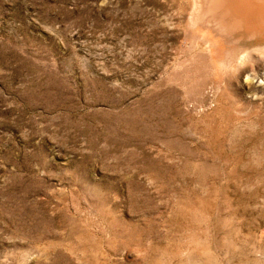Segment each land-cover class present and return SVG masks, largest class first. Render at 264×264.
<instances>
[{
  "label": "rangeland",
  "instance_id": "1",
  "mask_svg": "<svg viewBox=\"0 0 264 264\" xmlns=\"http://www.w3.org/2000/svg\"><path fill=\"white\" fill-rule=\"evenodd\" d=\"M215 2L0 0V264H264V0Z\"/></svg>",
  "mask_w": 264,
  "mask_h": 264
},
{
  "label": "bare ground",
  "instance_id": "2",
  "mask_svg": "<svg viewBox=\"0 0 264 264\" xmlns=\"http://www.w3.org/2000/svg\"><path fill=\"white\" fill-rule=\"evenodd\" d=\"M220 1L221 0H216V2L213 4V6H212V12L211 13H209V14H206L205 15V17L206 16H209V15H212V16H217V17H219L220 19H225L226 20V22H227V24L229 25H227L228 26V29L229 30H231V33H233V34H235V35H245L246 34V31L245 30H242V29H236L235 27H234V22H235V17H233V16H231V14L228 12V11H226V10H224L223 8H222V6H221V3H220ZM196 2V1H195ZM196 4V3H195ZM194 10V9H193ZM207 11V10H206ZM204 18V17H203ZM202 20V19H201ZM205 20V19H204ZM209 21V20H208ZM207 21V22H208ZM218 21V20H217ZM194 22V21H193ZM197 22V21H196ZM199 22V21H198ZM197 22V23H198ZM200 22H202V21H200ZM194 24V23H193ZM203 24V23H202ZM201 27V26H200ZM227 29V30H228ZM239 49V48H238ZM241 52V51H240ZM240 52L238 51V50H235V51H233L232 53H230V57L232 58V60L234 59V58H236V57H238L239 56V54H240ZM244 54V53H243ZM241 55V54H240ZM226 56H229V55H226ZM241 57V56H240ZM230 59V58H229ZM228 61V60H227ZM230 61H231V59H230ZM229 61V62H230Z\"/></svg>",
  "mask_w": 264,
  "mask_h": 264
}]
</instances>
